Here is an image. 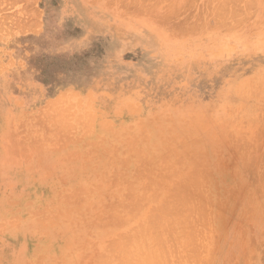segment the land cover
Wrapping results in <instances>:
<instances>
[{
	"label": "rangeland",
	"instance_id": "obj_1",
	"mask_svg": "<svg viewBox=\"0 0 264 264\" xmlns=\"http://www.w3.org/2000/svg\"><path fill=\"white\" fill-rule=\"evenodd\" d=\"M222 1L0 0V264H264V0Z\"/></svg>",
	"mask_w": 264,
	"mask_h": 264
},
{
	"label": "bare ground",
	"instance_id": "obj_2",
	"mask_svg": "<svg viewBox=\"0 0 264 264\" xmlns=\"http://www.w3.org/2000/svg\"><path fill=\"white\" fill-rule=\"evenodd\" d=\"M216 1H217V0H216ZM221 1H222V0H221ZM227 1H228V0H227ZM235 1H237V0H235ZM252 1H254V0H252ZM184 2H185V1H184ZM187 2H188V1H187ZM187 2H186V3H187ZM229 2H230V0H229ZM233 2H234V1L232 0L231 5H233V4H232ZM240 2H241V1H240ZM240 2H238V3L240 4ZM182 3H183V2H182ZM222 3H223V1H222ZM222 3L220 2V4H222ZM235 3H236V2H235ZM235 3H234V4H235ZM238 3H237V4H238ZM245 3H246V2H245ZM248 3H249V2H248ZM248 3H247V4H248ZM168 4L170 5V2H169ZM227 4H228V3H227ZM250 4H251V3H250ZM173 5H174V4H173ZM173 5H172V6H173ZM185 5H186V7H187V5H189V4H185ZM216 5H217V3H216ZM224 5H225V3H224ZM224 5H223V6H224ZM170 6H171V5H170ZM174 6H175V5H174ZM221 6H222V5H221ZM223 6H222V8H223ZM227 6H228V5H226L225 7H227ZM245 6H246V5H245ZM248 6H250V5H248ZM184 7H185V6L183 5V8H184ZM213 7H216V6L214 5ZM238 7H240V6H237V7H235V8H238ZM251 7H253V6H251ZM171 8H172V7H171ZM173 8H174V7H173ZM173 8H172V9H173ZM178 8H179V7H178ZM181 8H182V7H181ZM217 8L220 9V7H218V6L216 7V9H217ZM253 8H254V7H253ZM139 9H140V8H139ZM176 9H177V8H176ZM211 9H212V8H211ZM225 9H228V8H225ZM233 9H234V7H233ZM240 9H242V7H241ZM243 9H244V8H243ZM243 9H242V10H243ZM182 10H183V9H182ZM217 10H218V9H217ZM220 10H221V9H220ZM238 10H239V9H238ZM246 10H249V9L246 8ZM251 10L254 11L252 8H251ZM168 11H169V10H168ZM211 11H212V10H211ZM225 11H227V10H225ZM233 11H234V10H233ZM139 12H140V11H139ZM177 12H178V11H177ZM221 12H222V11H221ZM230 12H231V11H230ZM234 12H235V11H234ZM234 12H233V13H234ZM244 12L247 13V11H244ZM244 12H243V13H244ZM248 12H250V11H248ZM147 13H148V12H147ZM202 13H203V12H202ZM208 13H209V12H208ZM212 13H213V12H212ZM233 13H231V15H232ZM240 13H242V12H240ZM246 13H245V14H246ZM217 14H218V13H217ZM238 14H239V13H238ZM252 14H253V12H252ZM150 15H151V14H150ZM152 15H153V13H152ZM166 15H167V14H166ZM171 15H172V14H171ZM194 15H195V14H193V16H194ZM201 15H202V14H201ZM212 15H213V14H212ZM212 15H211V17H212ZM234 15H236V13H234ZM246 15H247V14H246ZM157 16H158V15H157ZM199 16H200V14H199ZM215 16H217V15H215ZM222 16H227V15H222ZM239 16H240V20L242 19V21H243L244 19L241 18V17H243V16L238 15L237 17H235V16L232 15L233 18L235 17L234 19H236V21H238L237 18H238ZM153 17H154V16H153ZM168 17H169V16H168ZM197 17H198V15H197ZM217 17H218V19L220 20V18H219V17H220L219 14H218ZM192 18H194V17H192ZM195 18H196V17H195ZM202 18H203V17H202ZM215 18H216V17H215ZM224 18H225V17H223V20H224ZM233 18H232V19H233ZM187 19H188V18H187ZM189 19H190V18H189ZM221 19H222V18H221ZM225 19H226V18H225ZM234 19H233V20H234ZM154 20H155V19H154ZM156 20H157V18H156ZM160 20H163V19L160 18ZM160 20H158V21H160ZM194 20H195V19H194ZM200 20H201V17H200ZM204 20H205V19H204ZM214 20H215L216 23H217V20H216V19H214ZM214 20H213V21H214ZM219 20H218V21H219ZM227 20H229V19L227 18ZM227 20H225L226 23H224V21H220V23L227 24ZM190 21H191V20H190ZM198 21H199V19H198ZM245 21H246V20H245ZM261 21H262V20H261ZM161 22H162V21H161ZM163 22H164V21H163ZM192 22H193V21H192ZM203 22H204V21H203ZM228 22H230V20H229ZM238 22H239V21H238ZM158 23H159V22H158ZM195 23H197V22H195ZM201 23H202V20H201ZM216 23H215V24H216ZM218 23H219V22H218ZM218 23H217V24H218ZM236 23H237V22H236ZM160 24H161V23H160ZM190 24H191V23H190ZM193 24H194V22H193ZM198 24H199V23H198ZM205 24H206V22H205ZM224 24H223V25H224ZM229 24H230V23H228V25H229ZM185 25H186V24H185ZM187 25H188V24H187ZM203 25H204V24H203ZM209 25H210V24H209ZM209 25H208V27H209ZM221 25H222V24H221ZM221 25L218 24L217 26H221ZM228 25H227V26H228ZM191 26H192V25H191ZM196 26H197V25H196ZM200 26H201V25H200ZM213 26L216 27V25H213ZM213 26H212V27H213ZM176 27H177V26H176ZM183 27H184V26H183ZM210 27H211V26H210ZM239 27H240V26H239ZM170 28H173V27H170ZM201 28H203V26H202ZM222 28H223V26H222ZM224 28H225V27H224ZM230 28H231V27H230ZM176 29H177V28H176ZM197 29H198V28H197ZM215 29H216V28H215ZM223 30H224V29H223ZM178 31H179V30H178ZM195 31H197V30H195ZM193 32H194V31H193ZM181 33H182V32H181ZM72 92H73V91H72ZM72 92H70V93H72ZM73 93H74V92H73ZM63 94H64V93H63ZM57 98H58V97H57ZM57 98H56V99H57ZM54 101H56L55 98H54ZM78 101H79V99H78ZM75 102H76V101H75ZM46 103L48 104V101H46ZM49 103H50V102H49ZM60 105H61V103H60ZM67 105H69V104H67ZM127 105H131V104H127ZM49 106H50V105H49ZM49 106H48V108H50ZM52 106H53V105H51V107H52ZM65 106H66V105H65ZM72 106H73V105H72ZM131 106H132V105H131ZM44 107H45V106H44ZM54 107H55V106H54ZM41 108H42V106H41ZM68 108H69V107H68ZM71 108H72V107H71ZM56 109H57V108H56ZM132 109H133V108H132ZM137 109H138V108H137ZM44 110H47V108H44ZM57 110H59V109H57ZM60 110H61V109H60ZM62 110H63V109H62ZM64 110H65V109H64ZM77 110H78V109H77ZM47 111H48V110H47ZM52 111H53V109H52ZM73 111H75L74 108H73ZM48 112H49V111H48ZM53 112H54V111H53ZM58 112H59V111H58ZM58 112H56V113H58ZM67 112H68V111H67ZM137 112H138V110H137ZM56 113L54 112V114H56ZM44 114H45V113H44ZM52 114H53V113H52ZM58 114H60V113H58ZM62 114H63V112H62ZM62 114H61V115H62ZM69 114H70V111H69ZM47 115H48V113H47ZM79 115H81V114H79ZM44 116H45V115H44ZM51 116L53 117L54 115H51ZM57 116H58V115H57ZM59 116H60V115H59ZM62 116H63V115H62ZM64 116H65V115H64ZM67 116H68V115H67ZM77 116H78V114H77ZM49 117H50V116H49ZM52 117H50V119H51ZM83 117H84V116H83ZM92 117H93V116H92ZM47 118H48V116H47ZM54 118H55V117H54ZM59 118H60V117H59ZM62 118H63V117H62ZM62 118H61V119H62ZM57 119H58V118H57ZM88 119H89V118H88ZM90 119H91V118H90ZM39 120H40V119H39ZM39 120H38V122H39ZM58 120H59V119H58ZM62 120L64 121V119H62ZM40 121H41V120H40ZM63 121H62V122H63ZM65 121H67V118H66ZM65 121H64V122H65ZM87 121H88V120H87ZM36 122H37V121H35L34 123H35V124H38V122H37V123H36ZM52 122H53V121H52ZM57 122H58V121H57ZM59 122H60V121H59ZM64 122H63V124H64ZM86 123H88V122H86ZM86 123H85V124H86ZM89 123H90V122H89ZM89 123H88V124H89ZM54 124H55V123H54ZM63 124H62V125H63ZM66 124H67V122H66ZM62 125H61V126H62ZM59 126H60V125H59ZM61 126H60V127H61ZM57 127H58V126H57ZM60 127H59V128H60ZM87 127H88V126H87ZM103 127H104V125H103ZM62 128H63V127H62ZM62 128H61V129H62ZM64 128H65V127H64ZM67 128H68V127H67ZM67 128H65V129H67ZM68 129H69V128H68ZM89 129H90V127H89ZM105 129H106V128H105ZM35 130H36V129H35ZM38 131H39V130H38ZM63 131H64V130H63ZM36 132H37V130H36ZM64 132H66V131H64ZM62 133H63V132H62ZM70 134H71V133H70ZM39 135H40V134H39ZM39 135H37V136H39ZM63 135H66V134L63 133ZM63 137H64V136H63ZM68 137H69V136H68ZM40 138H41V137H40ZM36 139H37V138H36ZM70 139H71V138H70ZM131 139H132V138H131ZM41 140H42V139H41ZM129 140H130V139H129ZM38 141H39V140H38ZM239 141H240V140H239ZM33 142H35V141H33ZM132 143H133V142H132ZM243 143H244V142H243ZM184 145H185V144H184ZM243 145H244V144H243ZM243 145H242V146H243ZM137 146H138V145H137ZM133 151H134V150H133ZM134 152H135V151H134ZM178 152H179V151H178ZM136 153H137V152H136ZM183 153H184V151H183ZM179 154H180V153H179ZM159 156H160V155H159ZM161 157H162V156H161ZM190 157H192V156H190ZM187 158H188V157H187ZM192 160H193V159H192ZM182 161H183V160H182ZM195 165H196V164H195ZM191 168H192V167H191ZM192 172L194 173L193 169H192ZM145 173H146V172H145ZM171 173H172V172H171ZM198 174H199V172H198ZM143 176H144V175H143ZM198 176H199V175H198ZM204 177H205V176H204ZM150 179H151V178H150ZM156 180H157V179H156ZM147 181H148V180H147ZM160 181H161V180H160ZM149 182H150V181H149ZM184 182H185V181H184ZM153 183H154V182H153ZM159 184H160V183H159ZM181 184H182V183H181ZM153 185H154V184H153ZM182 186H183V185H182ZM127 187H128V186H127ZM160 187H161V186H160ZM178 187H180V186L178 185ZM178 187H177V188H178ZM186 188H187V187H186ZM182 189H183V188H182ZM129 190H130V189H129ZM188 190H189V189H188ZM179 191H182L181 188H180ZM170 192H171V191H170ZM174 192H175V191H174ZM185 192L187 193V190H185ZM189 192H190V191H189ZM130 193H131V192H130ZM167 193H168V192H167ZM176 193H177V192H176ZM179 193H180V192H179ZM168 194H169V193H168ZM188 194H189V193H188ZM188 194H186V195H188ZM143 195H144V194H143ZM190 195H191V194H190ZM164 196H165V195H164ZM166 196H167V195H166ZM168 196H169V195H168ZM179 196H180V195H179ZM184 196H185V195H184ZM133 197H134V196H133ZM139 197H141V196H139ZM145 197H146V196H145ZM150 197H151V196H150ZM173 197H174V196H173ZM182 197H183V195H182ZM185 197H186V196H185ZM185 197H184V198H185ZM190 197H191V196H190ZM84 198H85V197H84ZM141 198H142V197H141ZM141 198H140V199H141ZM146 198H147V197H146ZM169 198H170V197H169ZM174 198H175V197H174ZM178 198H179V197H178ZM135 199H136V197H135ZM143 199H144V198H143ZM149 199H150V198H149ZM167 199H168V197H167ZM172 199H173V198H172ZM176 199H177V198H176ZM164 200H165V199H164ZM170 200H171V199H170ZM173 200H174V199H173ZM180 200H182V198H181ZM141 201H142V200H141ZM162 201H163V200H162ZM167 201H168V200H167ZM174 201H175V200H174ZM132 202H133V201H132ZM151 202H152V200H151ZM165 202H166V200H165ZM134 203H135V205L137 204L136 202H134ZM160 203H161V202H160ZM160 203H159V204H160ZM162 203H163V202H162ZM166 203H167V202H166ZM175 203H176V202H175ZM122 204H123V203H122ZM128 204H129V203H128ZM132 204H133V203H132ZM163 204H164V203H163ZM182 204H183V203H181V205H182ZM185 204H186V203H185ZM185 204H184V205H185ZM118 205H119V204H118ZM129 205H130V204H129ZM135 205H133V206H135ZM137 205H138V204H137ZM161 205H162V204H161ZM181 205H180V206H181ZM119 206H120V205H119ZM130 206H131V205H130ZM125 207H126V206H125ZM128 207H129V206H128ZM157 207H158V206H157ZM182 207H183V206H182ZM198 207H199V206H198ZM129 208H130V207H129ZM132 208H135V207H132ZM178 208H179V207H178ZM186 208H187V207H186ZM200 208H201V206H200ZM157 209H158V208H157ZM164 209H165V208H164ZM166 209H168V208H166ZM175 209H177V207H176ZM183 209H185V208H183ZM192 209H193V208H192ZM110 210H111V209H110ZM115 210H116V209H115ZM137 210H138V209H137ZM155 210H156V209H155ZM155 210H154V211H155ZM158 210H159V209H158ZM160 210H161V209H160ZM160 210H159V211H160ZM168 210H169V209H168ZM181 210H182V209H181ZM187 210L189 211V209H187ZM197 210H199V209H197ZM206 210H207V209H206ZM45 211H46V210H45ZM161 211H162V210H161ZM164 211H166V210H164ZM50 212H52V211H50ZM114 212H115V211H114ZM156 212H157V211H156ZM190 212H191V211H190ZM205 212H206V211H205ZM148 213H149V212H148ZM169 213H170V212H169ZM169 213H168V214H169ZM172 213H173V212H172ZM177 213H178V212H177ZM114 214H115V213H114ZM157 214H158V213H157ZM166 214H167V213H166ZM108 215H109V214H108ZM141 215H142V214H141ZM146 216H148V215H146ZM154 216H156L155 218H157V215H154ZM202 216H203V215H202ZM131 217H132V216H131ZM133 217H134V216H133ZM148 217H150V215H149ZM179 217H180V216H179ZM107 218H108V217H107ZM109 218H110V217H109ZM109 218H108V219H109ZM112 218H113V217H112ZM116 218H118V217H116ZM122 218H124V217H122ZM128 218H129V217H128ZM128 218H127V220L129 221L130 219H128ZM146 218H147V217H146ZM153 218H154V217H153ZM153 218H152V219H153ZM155 218H154V219H155ZM138 219H139V218H138ZM149 219H151V218H148V221H149V222H152V220H149ZM192 219H193V217H192ZM112 220H113V219H112ZM123 220H124V219H122V221H123ZM139 220H140V219H139ZM173 220H174V219H173ZM207 220H208V219H207ZM108 221H109V220H108ZM128 221H127V222H128ZM148 221H147V222H148ZM169 221H171V220H169ZM192 221H193V220H192ZM196 221H197V220H196ZM200 221H201V220H200ZM109 222H110V221H109ZM109 222H108V223H109ZM137 222H138V220H137ZM143 222H144V221H143ZM153 222H155V221L153 220ZM157 222H158V221H156V223H157ZM165 222H167V221H165ZM165 222H164V224H165ZM171 222H172V221H171ZM203 222H204V221H203ZM203 222H202V223H203ZM102 223H103V222H102ZM112 223H113V222H112ZM122 223H124V222H122ZM139 223H141V221H139L138 224H139ZM145 223H146V219H145ZM160 223H161V222H160ZM160 223H157V225H158V224H159V225L162 224V223H161V224H160ZM169 223H170V222H169ZM172 223H173V222H172ZM174 223H175V222H174ZM104 224H105V223H104ZM110 224H111V223H110ZM151 224H152V226H153V223H151ZM151 224H150V226H151ZM166 224H167V223H166ZM139 225H140V224H139ZM162 225H163V224H162ZM173 225H174V224H173ZM203 225H204V224H203ZM109 226H110V225H109ZM115 226H116V225H115ZM118 226H119V225H118ZM121 226H122V225H121ZM137 226H138V225H137ZM150 226H149V227H150ZM102 227H103V226H102ZM155 227H156V226H155ZM161 227H162V226H161ZM206 227H207V226H206ZM135 228H136V227H135ZM135 228H134V229H135ZM143 228H144V227H143ZM146 228H147V226H146ZM151 228H153V227H151ZM134 229H133V231H134ZM136 229H138V228H136ZM164 229H165V228H164ZM164 229H163V230H164ZM193 229H194V228H193ZM139 230H140V229H139ZM139 230H138V231H139ZM127 231H128V230H127ZM149 231H150V230H149ZM175 231H176V230H175ZM131 232H132V231H131ZM141 232H142V231H140V233H141ZM146 232H147V230H146ZM163 232H164V231H163ZM190 232H191V231H190ZM194 232H195V231H194ZM116 233H117V232H116ZM140 233H139V235H140ZM144 233H145V230H144ZM150 233H151V235H152L153 232L150 231ZM173 233H174V232H173ZM127 234H128V233H127ZM134 234H135V233H134ZM134 234H133V235H134ZM137 234H138V233H137ZM147 234H148V233H147ZM157 234H158V233H156V235H157ZM192 234H193V233H192ZM113 235L116 236V234H113ZM130 235H131V234H130ZM133 235H132V237H134V239H135V236H133ZM141 235H142V234H141ZM141 235H140V236H141ZM145 235H146V234H145ZM151 235H150V236H151ZM159 235H160V234H159ZM169 235H170V234H169ZM175 235H176V234H175ZM194 235H195V234H194ZM132 237H131V238H132ZM145 237H146V236H145ZM151 237H152V236H151ZM159 237H161V236H159ZM191 237H192V236H191ZM110 238H111V237H110ZM114 238H115V237H114ZM122 238H124V237H122ZM141 238H142V237H140V239H141ZM143 238H144V237H143ZM149 238H150V237H149ZM154 238H155V235H154ZM157 238H158V236H157ZM168 238H169V237H168ZM177 238H178V237H177ZM177 238H176V239H177ZM125 239H126V238H124V240H125ZM127 239H130V238H127ZM138 239H139V238H138ZM140 239H139V241H142V240H140ZM145 239H147V238H145ZM118 240H119V239H118ZM118 240H117V241H118ZM122 240H123V239H122ZM136 240H137V238H136ZM143 240H144V239H143ZM150 240H151V239H150ZM126 241H128V240H126ZM129 241H131V240H129ZM139 241L137 240L138 243H139ZM146 241H147V240H146ZM151 241H152V240H151ZM165 241H166V239H165ZM121 242H122V241H120L119 244H120ZM131 242H132V241H131ZM134 242L137 243L136 241H134ZM153 242H154V241H152V244H153ZM178 242H179V241H178ZM194 242H195V241H194ZM114 243H115V241H114ZM122 243H125V242H122ZM129 243H130V242H129ZM129 243H128V244H129ZM132 243H133V242H132ZM141 243H142V242H141ZM143 243H144V242H143ZM150 243H151V242H150ZM154 243H155V242H154ZM158 243H159V242H158ZM190 243H191V242H190ZM125 244H126V243H125ZM125 244H122V245H123V246H122L123 248H121L120 250H119V249H118V250L116 249V250L119 251V253H120V251H122L121 253H124V252L126 251V249H127V248L125 247ZM145 244H146V243H144L143 245H145ZM204 244H205V243H204ZM129 245H130V244H129ZM129 245H128V246H129ZM188 245H189V243H188ZM190 245H191V244H190ZM190 245H189V248H191ZM195 245H196V244H195ZM126 246H127V245H126ZM136 246H137V245H136ZM136 246H135V247H136ZM156 246H157V245H156ZM200 246H201V245H200ZM83 247H84V246H83ZM146 247H147V246H146ZM151 247H152V246H151ZM163 247H164V246H163ZM186 247L188 248V246H186ZM118 248H119V247H118ZM110 249H111V248H110ZM139 249H140V248H139ZM139 249L137 250L138 252H139ZM159 249H160V248H159ZM200 249H201V248H200ZM188 250H189V249H188ZM251 250H252V249H251ZM111 251H113V250H111ZM123 251H124V252H123ZM132 251H134V249H132ZM157 251H158V250H157ZM98 252H100V251H98ZM128 252H129V251H128ZM150 252H151V251H150ZM155 252H156V251H155ZM155 252H154V255H155ZM158 252H159V251H158ZM163 252H164V251H163ZM197 252H198V251H197ZM199 252H200V251H199ZM101 253H102V252H101ZM101 253H100V254H101ZM126 253H127V252H126ZM130 253H131V252H130ZM141 253H143V252H141ZM200 253H201V252H200ZM200 253H199V254H200ZM203 253H204V252H203ZM144 254H145V253H144ZM149 254H150V253H149ZM194 254H195V253H194ZM95 255H96V254H95ZM101 255H102V254H101ZM103 255H104V254H103ZM110 255H111V254H110ZM117 255H118V253H117ZM147 255H148V253H147ZM161 255H163V254L161 253ZM164 255H166V251L164 252ZM201 255H202V254H201ZM201 255H200V256H201ZM111 256H112V255H111ZM158 256H160V255H158ZM158 256H157V257H158ZM114 257H116V256H114ZM121 257L124 258V256H121ZM139 257H140V256H139ZM143 257H144V256H143ZM161 257H162V256H161ZM198 257H199V256H198ZM202 257H203V255H202ZM96 258H98V256H97ZM108 258H109V257H108ZM148 258H149V257H147V259H148ZM249 258H250V256H249ZM100 259H101V261H102L103 258L100 257ZM116 259L120 260L119 257H118V258L116 257ZM125 259H126V257L124 258V260H125ZM147 259H146V261H147ZM152 259H153V257H152ZM157 259H158V258H157ZM159 259H160V258H159ZM162 259H163V258H162ZM166 259H167V258H166ZM187 259H188V258H187ZM108 260H109V259H108ZM121 260H122V259H121ZM126 260H127V259H126ZM142 260L144 261V259H142ZM160 260H161V259H160ZM164 260H165V259H164ZM95 261H96V260H95ZM103 261H104V260H103ZM122 261H123V260H122ZM139 261H140V260H139ZM148 261H149V259H148ZM167 261H168V260H167ZM99 262H100V260H99ZM140 262H141V261H140ZM144 262H145V261H144ZM164 262H165V261H164ZM101 263H102V262H101ZM105 263H106V262H105ZM108 263H110V262H108ZM112 263H113V262H112ZM147 263H148V264H152V262H151V263L147 262ZM153 263L156 264L155 260L153 261ZM102 264H103V263H102ZM106 264H107V263H106ZM122 264H123V263H122ZM127 264H129V263H127ZM131 264H133V263H131ZM138 264H139V263H138ZM141 264H142V263H141ZM145 264H146V263H145ZM159 264H160V263H159ZM162 264H163V263H162ZM245 264H246V263H245Z\"/></svg>",
	"mask_w": 264,
	"mask_h": 264
}]
</instances>
